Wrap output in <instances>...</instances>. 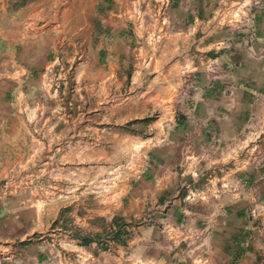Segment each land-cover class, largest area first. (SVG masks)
Segmentation results:
<instances>
[{
  "label": "crops",
  "instance_id": "0c3cea01",
  "mask_svg": "<svg viewBox=\"0 0 264 264\" xmlns=\"http://www.w3.org/2000/svg\"><path fill=\"white\" fill-rule=\"evenodd\" d=\"M255 1L171 0L167 25L160 26L152 21L153 0H0V150L22 138L33 154L57 147L48 140L56 133L45 125L54 116L46 112L49 73L59 62L73 63V99L86 104L72 138L90 130L92 153L100 155L101 137L115 146L116 127L141 121L136 152L144 161L127 165L135 173H124L118 185L121 203L71 214L85 234L100 232L89 224L94 217L127 224L124 244L91 254L97 241L75 243L91 264H191L166 250L161 225L167 221L210 222L206 264H264V157L255 161L264 155V136L252 138L258 157L236 176L200 178L238 146L249 125L264 124V0ZM197 79L205 80L199 88L192 86ZM181 104L193 113H177ZM48 158L35 166L68 170ZM16 166L0 162V264L6 252V259L37 264L46 255L35 253V243L46 240L36 235L59 212L16 204ZM33 188L26 202L54 199Z\"/></svg>",
  "mask_w": 264,
  "mask_h": 264
},
{
  "label": "rangeland",
  "instance_id": "374dc122",
  "mask_svg": "<svg viewBox=\"0 0 264 264\" xmlns=\"http://www.w3.org/2000/svg\"><path fill=\"white\" fill-rule=\"evenodd\" d=\"M55 67V70L53 69L49 73L51 75L48 80L50 96L48 108L46 109L47 113H52L55 117L51 116V120L46 123L48 125H44L47 130L56 133L57 136L48 140L51 141L52 146L57 145V147L52 148L51 152L47 154H33L27 138L10 142L6 141L5 145H9L10 149L5 148L6 150L3 151L4 148L2 146L0 150V162L2 161V166L8 167L13 162H17V165L19 164V166H16L15 174H13L15 179L17 178L20 182L19 191L21 192V197L19 202L16 203L17 205H32V209H38L40 211L44 206L45 213H49V210L59 212L56 219L49 217L44 219L45 223L43 228L45 230L41 235H37L36 237L38 239L41 236L46 240L43 244H41L42 241L35 243V253L39 254L41 252L46 255L43 260H38L37 264H91V261L84 256V252L75 249V243L77 245L81 244L75 235L98 236L95 239L97 240V246L87 249L91 254L97 248L106 250L112 243L109 235L112 231L111 228L109 230L110 222H107L102 217H94L89 220V224L98 227L100 232L85 234L83 230L74 224V218L71 217V214L76 213L82 216L86 211L90 210L105 211L109 207L121 203L117 192L118 185H123L124 173H133V175L135 173L134 170H129L127 165L131 162L139 163L144 161L143 155L136 152L140 149L137 146L139 139L136 135L141 131L142 124L139 123L141 121H137L125 124L123 127H116L117 134H120V136L116 138L115 146L111 142L108 143L107 138L101 137L99 141L102 145L100 155L92 153L89 145L92 140L90 130L85 131L84 136L80 138H72L75 129L81 124L77 120V115L86 112V104L82 105L76 99H73L75 86L73 83L74 74L72 73L73 63L59 62ZM204 81L200 79L194 80L195 83L199 82V84L193 83L192 86L199 88L200 83L203 84L205 83ZM197 92L194 90L192 92L193 94H191H198ZM193 108L189 105L182 106L181 104L177 108V113H193ZM153 118L151 117L150 119L153 120ZM40 124H42V127L44 126L43 123ZM263 125L261 124L260 127L249 125L243 134V138L239 139L238 146L231 152L228 151L229 153L224 158V161L220 162L214 171L203 170L200 178L202 179V175L204 178L208 177L207 174L219 176V174L232 173V175L236 176L242 171L243 166H247L248 162L251 163L255 157H260V159L255 160L256 162H262L264 155L260 154L257 156L256 152H251V142L252 138L256 139L258 136H264ZM27 128L28 126L26 124L22 126V129ZM103 128L101 126L100 129ZM105 128L107 130V127ZM249 130L254 131L256 134L251 136L248 133ZM101 135L106 136L107 133L101 132ZM76 143L79 145L78 147H75ZM58 145L60 146L58 147ZM81 147L83 148L81 149ZM263 150L264 147H262ZM48 156L50 157L48 159L53 162H65L69 167L68 170L61 171V173L53 170V173H51L50 170L43 171L40 169V166H35ZM81 176L83 180H81ZM262 182L263 180L259 181L258 188L262 187ZM2 185H5V181L0 183V186ZM33 186L40 192L49 190L54 195V199H48L42 203L40 201L36 203L26 202L25 199L27 196H30V192L34 189ZM190 188L194 189L193 186ZM65 194H67L68 198L61 196ZM106 196H109V198ZM53 206H56V209H51ZM37 243L38 245H36ZM5 255V260H1L4 264H25L24 262L26 260L23 261L21 257L17 258L14 256L6 259L11 256L10 252H6Z\"/></svg>",
  "mask_w": 264,
  "mask_h": 264
},
{
  "label": "built area",
  "instance_id": "2783aa9c",
  "mask_svg": "<svg viewBox=\"0 0 264 264\" xmlns=\"http://www.w3.org/2000/svg\"><path fill=\"white\" fill-rule=\"evenodd\" d=\"M153 1L155 7L152 21L160 26H166L167 11L171 6V0ZM262 1L256 0L255 5L260 6ZM161 234L169 253L188 258L191 264L207 263L208 240L211 234L209 221L202 225L191 222L177 224L167 221L162 224Z\"/></svg>",
  "mask_w": 264,
  "mask_h": 264
},
{
  "label": "trees",
  "instance_id": "16d2710c",
  "mask_svg": "<svg viewBox=\"0 0 264 264\" xmlns=\"http://www.w3.org/2000/svg\"><path fill=\"white\" fill-rule=\"evenodd\" d=\"M152 119H145L143 121H150ZM186 123H184V121H182V125L180 126V129H186ZM110 228L112 229V231L110 232V240L114 243H119V244H124L125 241L123 239L124 236L127 235V231L125 229V227L127 226L126 223H124L123 221H121L120 218L118 217H114L111 222H110ZM37 236V235H36ZM76 238H78L81 242V245H89L92 242H95L97 240H95L97 237H89V236H79V235H75ZM99 242V241H98Z\"/></svg>",
  "mask_w": 264,
  "mask_h": 264
}]
</instances>
